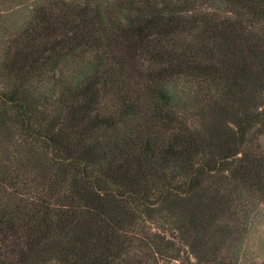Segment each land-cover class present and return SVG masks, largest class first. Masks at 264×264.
I'll return each mask as SVG.
<instances>
[{
    "label": "trees",
    "instance_id": "trees-1",
    "mask_svg": "<svg viewBox=\"0 0 264 264\" xmlns=\"http://www.w3.org/2000/svg\"><path fill=\"white\" fill-rule=\"evenodd\" d=\"M194 31L142 92L143 48ZM262 134L264 0H0V264H239Z\"/></svg>",
    "mask_w": 264,
    "mask_h": 264
},
{
    "label": "rangeland",
    "instance_id": "rangeland-1",
    "mask_svg": "<svg viewBox=\"0 0 264 264\" xmlns=\"http://www.w3.org/2000/svg\"><path fill=\"white\" fill-rule=\"evenodd\" d=\"M30 3L24 4L16 9L12 15L9 17V21L12 26L18 27L24 23V21L28 17V8ZM201 41V38L198 37L197 32H191L186 36L174 35L169 39L161 40L158 44L149 43L145 46L144 53L145 58L143 63L140 64L139 73L141 79H139L140 87L142 92L145 90L147 86L148 76L150 74L155 73L160 68L167 66L168 64L175 63L179 58H181L184 49L190 45H196ZM118 55H121L123 60L126 57L127 49L125 47H119L114 49ZM151 54H158L156 58H150ZM63 75L65 80L71 82L72 81V70L70 67L63 69ZM135 77V75H131ZM34 88V95L44 94L45 88H39L35 86V83L31 86ZM116 97V96H115ZM147 103V102H146ZM118 101L115 98H107L104 100V109L101 111L102 113L106 114L114 110ZM147 113L152 111L155 107L154 105H150L147 103ZM42 113L47 118L54 116L57 113H60L62 118H64L68 112L67 109H57L53 105L45 104L42 106ZM258 144L260 148L264 151V134L258 137ZM33 158L40 162V166L35 168V173L38 172L45 173L46 177L44 179L48 181H52L55 178V166H52L51 160L47 153L42 151L37 141H34L32 145ZM45 187L44 184L38 188V191L43 190ZM42 194H38V197H41ZM264 262V207H258L256 211L249 216L248 224L245 227V233L241 238V244L239 247V264H248V263H255L260 264ZM169 264H178L177 262H170Z\"/></svg>",
    "mask_w": 264,
    "mask_h": 264
}]
</instances>
